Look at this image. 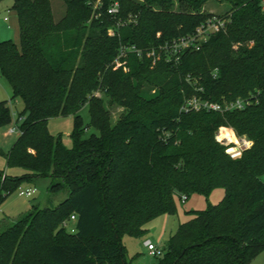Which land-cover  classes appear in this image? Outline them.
Segmentation results:
<instances>
[{
    "label": "trees",
    "instance_id": "1",
    "mask_svg": "<svg viewBox=\"0 0 264 264\" xmlns=\"http://www.w3.org/2000/svg\"><path fill=\"white\" fill-rule=\"evenodd\" d=\"M52 1L13 0L20 44L0 41V74L24 104L6 155V166L24 174L0 171V205L23 183L46 179L55 181L49 196L65 198L33 205L0 230V264H132L123 237H140L146 223L173 214L175 198L217 189L223 199L193 211L157 264H251L264 253V0H224L226 27L198 52L154 64L129 55L117 69L120 44L147 49L191 34L212 16L202 11L208 0H100L88 34L96 0H63L57 20ZM113 2L116 18L106 14ZM128 16L134 22L122 25ZM192 98L223 108L183 110ZM236 100L243 109H224ZM84 106L98 135L84 136ZM108 106L123 109L116 121ZM68 115L70 149L47 128ZM11 124L0 99V130ZM220 128L252 146L231 157L216 138Z\"/></svg>",
    "mask_w": 264,
    "mask_h": 264
},
{
    "label": "rangeland",
    "instance_id": "2",
    "mask_svg": "<svg viewBox=\"0 0 264 264\" xmlns=\"http://www.w3.org/2000/svg\"><path fill=\"white\" fill-rule=\"evenodd\" d=\"M140 1V0H139ZM52 5H54L55 18L56 20L64 14V3L63 0H53ZM100 3V0H96L92 3L91 8L93 9V15L85 25V33L88 34L91 29V22L97 20L99 15H96L94 8ZM13 0H0V41H12L19 45V27L16 17V12L11 9ZM202 11L206 14H215L217 16L224 15L229 9V5L226 4L224 0H208L203 4ZM177 6H175L176 8ZM7 19V21H5ZM135 17L128 16L124 20H120L122 25H127L129 22H134ZM98 26V24L93 25ZM116 33L114 28H108L107 35L112 36ZM162 61L164 59H161ZM160 61V60H158ZM165 61V60H164ZM157 62V61H156ZM167 62V61H165ZM122 63L120 67L125 68L127 64V58L121 60ZM154 64V63H152ZM114 65V68H120ZM13 92L10 88L7 80L0 74V99L6 101L10 108L12 124L14 125L17 114L24 109V104H22L19 98H13ZM98 98H102L104 102L107 101L101 93H97ZM195 99V98H192ZM191 99V100H192ZM199 101V100H198ZM110 117L112 121H116L119 115L122 113L123 109L108 106ZM79 116L82 120L84 127L87 130L84 132L85 138L92 136V134L98 135L99 133L95 128L91 126V117H89L88 107L84 106L79 111ZM74 127V118L72 116H63L60 118H50L48 120L47 128L50 134L55 137H60L65 148L70 149L73 145L72 131ZM8 128L0 130V171H4L11 176H19L24 174V170L20 168H8L6 166V155L10 152L9 150L13 146L14 142L19 137L18 133L12 135L7 134ZM221 128L216 134L217 140L223 142L226 145L227 150L235 145L236 140L231 139H219L218 136L221 135ZM234 157V156H233ZM264 181V176L262 177ZM55 183L50 179L37 180L34 184L23 183L14 193L7 197V199L0 205V230L11 223L17 221V219L25 216L29 212L33 205L39 206V208H45L47 206H56L65 198L64 195H58L57 197L49 196L50 186ZM35 188L36 192L30 197L19 196V189ZM225 192L222 189H217L210 196H200L191 195L187 197L185 202L181 199L175 198V212L173 214H162L157 216L155 219L149 221L144 226V233L140 237L125 236L122 238L123 246L126 250L127 259L132 260V264H157L158 257H152L148 255L147 250L143 246L144 239L151 240L156 247L163 250L167 245L168 238L174 233L180 224L186 223L193 217V211H203L208 208V206H215L223 199ZM50 197L52 199H50ZM70 223H73L70 221ZM263 260V262H261ZM258 261L256 264H264V259Z\"/></svg>",
    "mask_w": 264,
    "mask_h": 264
},
{
    "label": "built area",
    "instance_id": "3",
    "mask_svg": "<svg viewBox=\"0 0 264 264\" xmlns=\"http://www.w3.org/2000/svg\"><path fill=\"white\" fill-rule=\"evenodd\" d=\"M97 7V6H96ZM100 7V3L98 4V8ZM119 3L113 2L108 7H106V14L112 18H116L120 12ZM227 24V20L212 14L211 17H208L204 20L201 24L197 26V28L191 33L187 35H182V37L174 38L164 43H158L157 45L151 46L147 49L138 48L136 45H126L120 44L117 57L114 60L113 64L120 67L122 63L121 60L127 58L129 55H134L138 57L140 60L146 59L155 63L158 60L164 59L165 61H178L182 54L186 52H198L201 46L208 41L210 37L214 34L222 32ZM120 23L117 25L119 27ZM115 33L112 35L114 36ZM160 34L156 35L159 38ZM245 102L243 100H236L230 102V104H225V110H241L243 109ZM223 107L218 104H210L208 102L202 101L199 99H192L187 101L184 106L183 110H194L199 111V109L211 110V111H220ZM21 122L20 119H15L14 125L9 127L7 130V134L12 135L14 133H19V123ZM252 143L248 139L241 138L236 140L235 145L232 148L227 150V153L231 157H238L240 156L241 152L247 150V148L251 147ZM36 189L31 187L27 189H19L18 194L19 196L28 197L30 198ZM182 202L186 201V198L183 197L181 199ZM70 221H75V216L70 217ZM71 233L74 232V228L69 230ZM143 245L147 250L148 255L152 257H160L162 256V250L155 246V244L149 240L144 239Z\"/></svg>",
    "mask_w": 264,
    "mask_h": 264
},
{
    "label": "crops",
    "instance_id": "4",
    "mask_svg": "<svg viewBox=\"0 0 264 264\" xmlns=\"http://www.w3.org/2000/svg\"><path fill=\"white\" fill-rule=\"evenodd\" d=\"M16 17H17V15H16ZM5 21H7V19H5ZM222 129H225V128H221V130ZM226 130H228V131H230V133L232 134V137H228V134L226 133ZM222 135H224V136H222V139H230V141H231V139H237V137L235 136V134H234V132H233V130L232 129H225V132H224V134H222ZM68 230H70V229H73L74 227H73V223H70L68 226ZM144 246V245H143ZM145 248V247H144ZM146 249V248H145ZM262 259H264V253H262V254H260L258 257H256L252 262H251V264H256L258 261H261ZM261 262H263V260L261 261Z\"/></svg>",
    "mask_w": 264,
    "mask_h": 264
}]
</instances>
